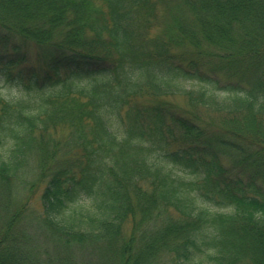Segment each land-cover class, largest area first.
<instances>
[{
    "label": "trees",
    "instance_id": "obj_1",
    "mask_svg": "<svg viewBox=\"0 0 264 264\" xmlns=\"http://www.w3.org/2000/svg\"><path fill=\"white\" fill-rule=\"evenodd\" d=\"M0 76V264H264V0H0Z\"/></svg>",
    "mask_w": 264,
    "mask_h": 264
},
{
    "label": "rangeland",
    "instance_id": "obj_2",
    "mask_svg": "<svg viewBox=\"0 0 264 264\" xmlns=\"http://www.w3.org/2000/svg\"><path fill=\"white\" fill-rule=\"evenodd\" d=\"M163 9L164 8L161 7V11H163ZM162 21H163V17L158 20L157 24L160 25L162 23ZM18 93H20V91H19V87L17 86L16 83L10 81V79H6L3 76H0V96L1 97L12 98V97L17 96ZM24 192H25L24 189L19 188V195H21V197L24 196ZM35 200H36L35 204L37 206H40L39 200L37 198ZM174 216H177V215L174 214ZM34 229H35V227H32L33 231H34ZM41 234H42V232H41Z\"/></svg>",
    "mask_w": 264,
    "mask_h": 264
}]
</instances>
